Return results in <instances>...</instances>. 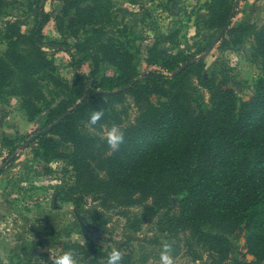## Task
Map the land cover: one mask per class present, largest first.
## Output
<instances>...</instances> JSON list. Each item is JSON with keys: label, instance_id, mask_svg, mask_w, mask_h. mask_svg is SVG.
Instances as JSON below:
<instances>
[{"label": "trees", "instance_id": "obj_1", "mask_svg": "<svg viewBox=\"0 0 264 264\" xmlns=\"http://www.w3.org/2000/svg\"><path fill=\"white\" fill-rule=\"evenodd\" d=\"M39 2L35 1L37 22L30 34L21 32L16 20L0 33V41L7 38L0 54V99L18 95L29 120L41 112V101L48 108L49 124L67 111L31 140L38 143L33 154L43 161V172L52 170L48 163L54 159L64 161V172L71 171V179L58 188V199L80 206L90 197L98 202V217L117 206L133 229L140 227L142 216L152 217L163 208L166 229H187L216 255L217 263L264 264V19L233 24L236 0L203 2V24L213 32L199 51L217 36V42L232 46L252 40L261 73L248 97L240 98L220 59L213 60L207 71L204 56L197 51L173 52L155 41L149 46L147 66L138 68L130 45L121 38L123 28L103 34L112 19L110 0H61L55 21L63 38L42 43L37 33L47 15ZM7 5L8 0H0V15ZM175 35L173 31L169 38ZM67 36L76 39L73 47ZM44 46L68 53L75 77L71 84L58 79L53 55ZM84 58L93 62L89 74L80 70ZM101 62L114 66L115 73L92 80L100 73ZM176 68L179 71L172 73ZM49 80L62 85L56 94L62 97L55 103L54 96L46 99L43 93L41 81ZM199 86L208 91L207 99ZM127 96L136 108L132 118L123 104ZM99 108L106 110L101 121L105 128L116 124L125 133V143L115 153L101 141L99 125L92 130L81 126L88 125L89 113ZM4 140L11 144L9 156L22 139ZM61 142L69 143V149ZM133 206L140 212H132ZM236 229L243 230L253 258L229 259L232 245L227 234ZM64 246L89 257L88 264H105L113 248L123 253V264H134L131 251L119 246L109 251L91 241ZM8 264H31V259L14 253Z\"/></svg>", "mask_w": 264, "mask_h": 264}, {"label": "rangeland", "instance_id": "obj_2", "mask_svg": "<svg viewBox=\"0 0 264 264\" xmlns=\"http://www.w3.org/2000/svg\"><path fill=\"white\" fill-rule=\"evenodd\" d=\"M35 1L8 0L5 13L0 15V33L5 24L16 20L20 31L30 34L37 22ZM110 1L112 19L103 27V34L118 33V29L123 28L125 36L121 38L130 45L133 61L138 68L147 66L149 46L157 41L160 48L173 52L197 51V55L204 56L207 71L213 65V60L219 58L232 75L229 85L234 88L237 96L246 98L252 92L253 82L261 73V65L254 57L251 38L235 46L230 43L220 44L218 41L206 54L205 49L198 50L213 32L203 24L202 18L206 15L203 5L205 0ZM39 5L47 15L37 33L39 41L43 43L62 39L63 34L57 29L55 21V15L62 5L61 0H40ZM246 19L258 23L264 19V0H237L232 23ZM173 31H176V35L171 40L169 34ZM64 34H68V31ZM67 37L73 47L76 39ZM81 37L82 33L79 34V38ZM6 47L7 38L4 37L0 41V54ZM24 47H28V44ZM44 48L53 55L54 72L58 79L71 84L75 77L68 53L51 47ZM92 67V60L84 58L80 70L89 74ZM115 70L111 64L101 62L100 73L92 80H97L101 74L115 73ZM41 82L46 99L54 96L55 103L62 97V93L56 95L62 91L60 83L55 84L50 80ZM199 88L207 99L208 91L202 86ZM39 104L42 106L41 112L29 120L18 95L9 93L6 99H0V164L8 157L11 149V144H4V139L18 136L22 142L37 130L48 126V108L41 101ZM123 104L128 107L132 118L136 113L132 98L127 96ZM81 126L92 130L85 123ZM48 136L56 137L50 133ZM61 144L66 150L70 147L69 143ZM36 147L38 143L35 141L23 147L18 145L14 158L0 171V260L5 264L9 263L14 253L30 258L31 264H51V253L56 255L71 250L64 245L74 241H91L94 247L107 251L116 246L128 249L134 264H149V261L151 264H159L162 244L169 242L174 247L176 264H219L216 255L199 243L187 229H166V222H162L161 218L163 208H157L152 217L142 216L140 227L133 229L129 226L127 217L118 213L117 206L103 210L98 217V202L90 197H86L80 206L70 201H60L57 197L58 188L71 179V171L64 172L61 169L64 161L54 159L48 163L52 170L43 172V161L34 158ZM178 196L172 197L174 207ZM75 210L84 214L96 229L83 234L74 214ZM140 210L139 206L131 207L132 212L139 213ZM227 236L232 245L229 259L253 258L246 250L243 230L236 229L228 232ZM75 254L78 264H88L89 257H83L79 252Z\"/></svg>", "mask_w": 264, "mask_h": 264}, {"label": "clouds", "instance_id": "obj_3", "mask_svg": "<svg viewBox=\"0 0 264 264\" xmlns=\"http://www.w3.org/2000/svg\"><path fill=\"white\" fill-rule=\"evenodd\" d=\"M105 111L106 110L103 108L92 110L88 115V127L92 128L99 125L102 129V135L100 136L101 141L107 144L111 153H115L119 151L121 145L125 143V133L121 127L116 124L105 128L101 123L105 116ZM50 259L51 264H78L74 250H67L56 255L51 253ZM123 260V253L119 249L113 248L108 254L105 264H123ZM149 264H151V261H149ZM159 264H176L172 243L164 242L162 244L159 253Z\"/></svg>", "mask_w": 264, "mask_h": 264}, {"label": "water", "instance_id": "obj_4", "mask_svg": "<svg viewBox=\"0 0 264 264\" xmlns=\"http://www.w3.org/2000/svg\"><path fill=\"white\" fill-rule=\"evenodd\" d=\"M236 1H237V0H236ZM218 37H219V36H217L214 40H212V42L207 46V48L205 49V52H204L205 54L208 53V51H210V49L215 45V43L217 42ZM182 66H183V65H182ZM182 66H181V67H182ZM179 69H180V68H176L172 73L179 71ZM83 97H84V96H82V98H83ZM66 113H67V111L64 112L63 114H61V116H60L59 118H57L56 120H54L52 123L48 124L47 127H45V128H41V129L37 130L36 132H34V134H31L30 136H28V138H27L25 141L21 142V144L19 145V147H23V146L26 145L27 143L31 142V140H32V139H33L38 133L47 131V130H48L53 124L57 123V122L61 119V117H63ZM17 150H18V148L15 150L14 153H12L11 155H9V156L4 160V162H2V163L0 164V171H1V170H2V169L8 164V162H9L10 159L14 156V154L17 153ZM74 214H75V216H76V218H77V220H78V223H79V226H80L81 232H82L83 234H86V232H88V231H93V230L96 229V226H95V225H93V224H91V223H89V222L87 221V218H86V216H85L84 214H82V213H80V212H78V211H76V210L74 211Z\"/></svg>", "mask_w": 264, "mask_h": 264}]
</instances>
